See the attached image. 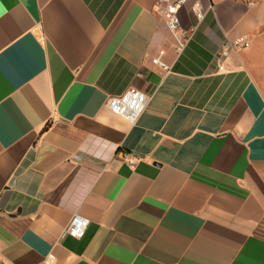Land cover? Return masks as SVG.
<instances>
[{"label": "crops", "instance_id": "1", "mask_svg": "<svg viewBox=\"0 0 264 264\" xmlns=\"http://www.w3.org/2000/svg\"><path fill=\"white\" fill-rule=\"evenodd\" d=\"M156 2L0 0V264H264V0Z\"/></svg>", "mask_w": 264, "mask_h": 264}, {"label": "built area", "instance_id": "2", "mask_svg": "<svg viewBox=\"0 0 264 264\" xmlns=\"http://www.w3.org/2000/svg\"><path fill=\"white\" fill-rule=\"evenodd\" d=\"M189 0H157L156 2V12L164 20L166 27L173 34L176 41L178 42V49L184 48L187 43L189 36L187 35V30L181 27L179 13L183 7L188 3ZM193 13L197 19L201 18V10L198 4L193 8ZM246 43L241 40L234 42L233 44L227 46L223 53H225L228 48H242ZM153 64L157 65L162 69L166 67L159 62L158 59L153 60ZM143 96L134 89L126 92L121 98H113L108 102L109 108L121 116H128L131 111H134L143 105ZM132 165V162H129ZM89 225V220L82 218L80 216H73L67 227L65 228L63 234L71 236L76 239H80L84 236L85 231ZM52 260V259H51ZM50 259L45 260L43 264H53Z\"/></svg>", "mask_w": 264, "mask_h": 264}, {"label": "rangeland", "instance_id": "3", "mask_svg": "<svg viewBox=\"0 0 264 264\" xmlns=\"http://www.w3.org/2000/svg\"><path fill=\"white\" fill-rule=\"evenodd\" d=\"M243 47L255 50L254 58L249 61L248 68L259 89L264 93V30L259 32L253 40L248 41Z\"/></svg>", "mask_w": 264, "mask_h": 264}, {"label": "trees", "instance_id": "4", "mask_svg": "<svg viewBox=\"0 0 264 264\" xmlns=\"http://www.w3.org/2000/svg\"><path fill=\"white\" fill-rule=\"evenodd\" d=\"M47 127H48V125H46L44 129H47Z\"/></svg>", "mask_w": 264, "mask_h": 264}]
</instances>
